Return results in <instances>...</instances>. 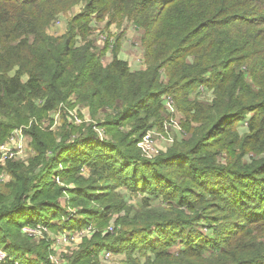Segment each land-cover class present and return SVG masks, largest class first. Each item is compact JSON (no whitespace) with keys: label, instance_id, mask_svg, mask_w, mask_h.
<instances>
[{"label":"trees","instance_id":"16d2710c","mask_svg":"<svg viewBox=\"0 0 264 264\" xmlns=\"http://www.w3.org/2000/svg\"><path fill=\"white\" fill-rule=\"evenodd\" d=\"M59 1L0 0V145L29 120L67 108L60 130L31 124L36 154L27 164L0 165L10 176L0 178V264H55L50 240L22 227L73 230L107 219L124 210L113 200L121 185L145 194L139 209L118 232L84 240L64 264H101L105 248L123 252L122 264H264V0H85L54 36L46 28ZM107 8L118 10L108 12L111 22L122 12L143 29L145 68L120 58L118 43L102 62L107 44L95 50L88 34ZM200 85L214 90L210 103L191 98ZM169 94L189 137L147 158L136 144L161 124ZM75 104L107 137L72 124ZM64 192L78 211L62 206ZM201 220L214 230L193 226Z\"/></svg>","mask_w":264,"mask_h":264},{"label":"rangeland","instance_id":"374dc122","mask_svg":"<svg viewBox=\"0 0 264 264\" xmlns=\"http://www.w3.org/2000/svg\"><path fill=\"white\" fill-rule=\"evenodd\" d=\"M107 1V0H106ZM188 4L197 6V0H187ZM101 5V4H100ZM176 5V4H175ZM174 5V6H175ZM58 12L54 15L53 20L49 23L46 30L49 34L54 36H60L66 32L69 20L85 11L86 3L85 0H60L58 4H56ZM245 8V6H243ZM242 7V9H243ZM118 11L115 8H107L105 11V15L98 19L97 14L98 11L93 15V18L89 24L91 28L88 34V38L93 41V45L95 50H99L104 46L106 50L102 54V62L104 64L108 63L112 58V49L115 44L118 43V56L127 60L132 69H138L142 67H146V62L144 61L143 56V45L141 42V37L143 34V29L135 27L132 21L127 19L126 15L121 12L120 15L115 17L114 21H110L111 18L108 12ZM111 22V23H110ZM109 23V24H108ZM81 43V42H79ZM107 51V52H106ZM139 61V62H138ZM136 65L134 67L133 65ZM138 65V67H137ZM139 65H141L139 67ZM243 71L245 69L243 68ZM25 79V77H24ZM250 80V79H249ZM171 97L170 94L165 97ZM215 92L212 88L208 89L204 85H200L195 88L191 93V98L198 99V101H204L210 103L213 98H215ZM174 102L173 98L171 97ZM165 102V100H164ZM166 103V102H165ZM164 103L165 112H163L162 122L160 125L156 124L155 126L149 128L146 131V134L143 136L142 140H139L136 144L139 149L141 155H144L147 158H152L159 154L160 152H166L169 150L175 143H181L182 141L188 139L189 135L185 131V127H183L182 122L185 120L184 114L180 112L175 105L173 104L172 108L168 106V104ZM74 107V109H72ZM71 112L75 113V116L80 121L72 122V124L76 126H88L93 124L94 131L101 136L100 138L107 137L108 133L105 130V127L96 124L98 121L93 120L89 114V111L85 106L74 105ZM67 109V108H66ZM65 108L62 110H57L53 112H49L46 115L42 116L41 119H31L27 123L22 124V126L18 127L15 131L21 129L22 134L26 136V144L24 152L23 162L28 163L32 159V157L36 154V150L33 147V136L31 133H28V130L34 124L39 127L44 133L60 130L63 123V113L67 111ZM167 109V110H166ZM78 110V111H77ZM77 111V112H75ZM171 111V112H170ZM65 114V113H64ZM79 114V115H78ZM98 118L103 119V113L98 115ZM67 119V118H66ZM70 119V118H69ZM68 121V119H67ZM99 125V126H98ZM25 126V127H23ZM22 127V128H21ZM128 130V129H126ZM239 132H246V121L242 120L238 126ZM84 131L81 130V133ZM12 133V135L14 134ZM81 133L74 132V136H78ZM149 136L146 140V136ZM14 141L17 139V134L14 135ZM9 138V137H8ZM8 138L5 140L7 141ZM4 141V142H5ZM153 151L158 150L157 152H152L151 155H147L145 151ZM249 153L244 157L246 160L249 158ZM221 164L228 163L223 157H220ZM244 160V159H243ZM82 176L88 177L89 171L87 168L82 169ZM3 183L8 182L10 180V176L7 174H3L2 177ZM59 184L63 185L64 182H60ZM74 186L73 183H68L67 187L72 188ZM115 195L113 196V200L117 203L123 201L124 210H119L117 212H112L108 216L107 219L104 220H92L89 224L81 227L80 229H65L56 227H46L42 224H37L40 228H37V233H41V236H36L34 239L40 240L49 239L51 243V247L53 249V253L51 254L54 257L55 264H64L69 261L70 257L80 249V246L84 240L91 239L95 234H114L123 228L125 225L123 222V218L127 215L128 210H130V216H132L133 211L139 209L142 204V199L145 194L140 192H132L125 186H118L115 190ZM68 192H64L63 196H61L62 206L69 211L70 213L78 211L79 206L71 205L67 201ZM151 203L153 205L159 206L160 200H152ZM91 207H101L95 203L91 204ZM214 210H210L209 214ZM215 213V212H214ZM63 219V217H62ZM55 221V220H54ZM52 223V222H51ZM204 226H202V224ZM228 223V222H227ZM35 225V226H37ZM29 227H33L30 225H26ZM193 226L197 228H201L203 231L209 233L214 230L212 226L206 220H201L197 224H193ZM256 234V232L254 231ZM264 240V239H263ZM182 246H176V250ZM104 250L108 251L109 256H105ZM96 259L101 264H122L125 259V254L123 252H114L111 249H103L102 252L98 253Z\"/></svg>","mask_w":264,"mask_h":264},{"label":"built area","instance_id":"2783aa9c","mask_svg":"<svg viewBox=\"0 0 264 264\" xmlns=\"http://www.w3.org/2000/svg\"><path fill=\"white\" fill-rule=\"evenodd\" d=\"M164 100L168 104V106L170 108H172L173 101H172L171 97H169V96L164 97ZM68 114H69V118H70V120L72 122L80 121L75 116V113L71 112V110H68ZM16 134H17V138H16L17 140L14 141V137H15L14 135H16ZM97 135H98L99 138L101 137V136H99V134H97ZM148 137H149L148 135L145 137L146 140H147ZM25 140H26V136H24V133L22 134L21 129H19L18 131H15L14 134L11 135L8 138L7 141L2 143L0 145V165L5 164L6 161H8V160H11V161H17V160L22 161L23 158H24L25 147H27V144H26ZM157 151L158 150L145 151V152H146L147 155H151L152 152H157ZM2 177H3V174L0 175L1 179H2ZM37 228H40V227L38 225L37 226H33V227H29V226L25 225V226L22 227V231L32 235L33 237L41 236V233H39V234L37 233V231H36ZM103 254L107 257V256H109L110 253L108 251L104 250ZM5 257H7V253L4 251L3 248L0 247V261L3 260ZM50 259L52 260L53 263H55L54 262L55 258L52 257V255L50 256Z\"/></svg>","mask_w":264,"mask_h":264},{"label":"crops","instance_id":"0c3cea01","mask_svg":"<svg viewBox=\"0 0 264 264\" xmlns=\"http://www.w3.org/2000/svg\"><path fill=\"white\" fill-rule=\"evenodd\" d=\"M106 52H107V51H106ZM120 58H121V57H120ZM122 59H123V58H122ZM124 60H125V59H124ZM138 62H139V61H138ZM128 64H129V66H130V67H132V66L130 65V63H129V62H128ZM133 66H134V67H136V65H135V64H134ZM140 66H141V65H139V67H140ZM137 67H138V65H137ZM143 68H145V67L138 68V69H143ZM86 109H87V108H86ZM87 110H88V109H87Z\"/></svg>","mask_w":264,"mask_h":264}]
</instances>
